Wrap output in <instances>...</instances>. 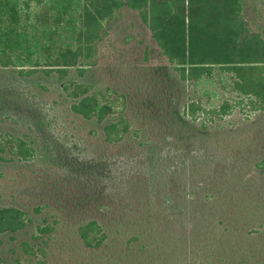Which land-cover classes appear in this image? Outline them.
I'll return each instance as SVG.
<instances>
[{"label":"trees","instance_id":"obj_1","mask_svg":"<svg viewBox=\"0 0 264 264\" xmlns=\"http://www.w3.org/2000/svg\"><path fill=\"white\" fill-rule=\"evenodd\" d=\"M130 11L172 66L155 106L176 122L89 80L98 44ZM248 16V0H0V71L54 75L64 113L94 125L65 120L71 149L133 162L97 189L54 175V202L33 212L0 205V248L17 254L0 264L31 261L35 247L46 256L49 241L56 264H264V26ZM243 110L253 116L227 123ZM9 139L1 157L34 156L31 141ZM46 210L53 221L31 217Z\"/></svg>","mask_w":264,"mask_h":264},{"label":"rangeland","instance_id":"obj_2","mask_svg":"<svg viewBox=\"0 0 264 264\" xmlns=\"http://www.w3.org/2000/svg\"><path fill=\"white\" fill-rule=\"evenodd\" d=\"M248 3L250 27L257 29L258 23L264 26V0H248ZM96 56V63L88 74L89 80L106 98L114 100L122 96L137 108L143 105L151 119L158 117L160 123L164 124L169 116L176 122V112L167 115L155 106L163 97L157 93L166 91V80L172 66L136 13L124 12L98 44ZM60 86L54 75L47 77L39 74L33 79H23L12 70L0 71V149L8 151L13 145L14 139H9L12 134L25 137L35 147L34 156L28 160L13 158L6 153L3 157L0 155V205H17L33 212L34 207L43 201L54 202V175L67 181L70 178L84 184L88 181L97 189L95 183L104 187L133 167V162L123 157H102L95 162L96 156L83 150L82 146L78 151L71 149L70 137L64 127L65 120L84 133L94 125L79 118L74 122L73 117L64 113L68 101L65 92V98L58 95ZM173 105L180 106L181 103ZM247 114L253 116L248 111H239L229 116L227 123L243 120ZM10 118L18 121L22 127L12 124ZM180 125L183 126L182 123ZM255 130L256 127L249 126L243 131L249 134ZM181 131L179 127L178 132ZM168 133L175 134L172 129ZM44 216L53 221L54 211L46 210L41 216L32 214L31 217L37 222ZM24 238L30 240V233L25 234ZM49 245L52 248L48 249L46 256L37 252L35 247L34 254L30 255L32 260L23 264H56L54 242L49 241ZM12 246L7 243L1 246L2 258L15 260L17 254L8 252Z\"/></svg>","mask_w":264,"mask_h":264}]
</instances>
